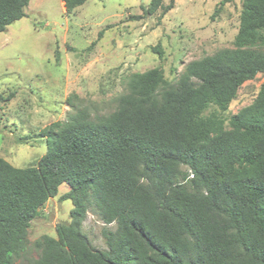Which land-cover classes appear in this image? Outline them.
<instances>
[{
  "label": "trees",
  "instance_id": "1",
  "mask_svg": "<svg viewBox=\"0 0 264 264\" xmlns=\"http://www.w3.org/2000/svg\"><path fill=\"white\" fill-rule=\"evenodd\" d=\"M85 1L61 0L64 13ZM28 2L0 0V32ZM173 5L149 0L143 14ZM151 50L162 58L159 42ZM263 71L264 0H241L231 47L184 63L170 80L160 64L130 72L109 113L82 106L44 126L34 165L0 156V264L23 255L30 222L63 183L69 220L34 241L27 264H264V82L222 116ZM89 204L115 225L102 230L105 249L81 230Z\"/></svg>",
  "mask_w": 264,
  "mask_h": 264
},
{
  "label": "rangeland",
  "instance_id": "2",
  "mask_svg": "<svg viewBox=\"0 0 264 264\" xmlns=\"http://www.w3.org/2000/svg\"><path fill=\"white\" fill-rule=\"evenodd\" d=\"M148 2L86 0L67 15L61 0H29L25 15L0 32L1 157L17 167L34 165L46 150L44 126L77 107H87L92 116L109 113L130 72L160 64L170 80L184 63L232 46L241 0L221 6L220 0H174L164 14L159 8L145 15ZM158 42L161 59L151 50ZM263 82L264 71L243 82L222 116L227 119L249 104ZM215 109L210 106L206 113ZM66 190L61 184L39 208L28 227L27 248L15 264L36 257L34 241L42 234L55 236V225L69 220L71 200L60 198ZM114 227L89 204L81 230L94 247L105 249L102 230Z\"/></svg>",
  "mask_w": 264,
  "mask_h": 264
}]
</instances>
